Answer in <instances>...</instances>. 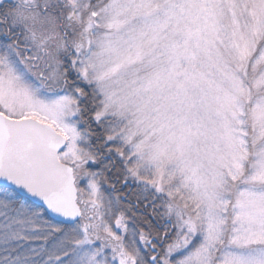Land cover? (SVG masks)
I'll return each mask as SVG.
<instances>
[{
  "label": "snow or ice",
  "instance_id": "1",
  "mask_svg": "<svg viewBox=\"0 0 264 264\" xmlns=\"http://www.w3.org/2000/svg\"><path fill=\"white\" fill-rule=\"evenodd\" d=\"M0 264H264V0H0Z\"/></svg>",
  "mask_w": 264,
  "mask_h": 264
}]
</instances>
